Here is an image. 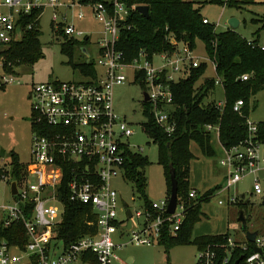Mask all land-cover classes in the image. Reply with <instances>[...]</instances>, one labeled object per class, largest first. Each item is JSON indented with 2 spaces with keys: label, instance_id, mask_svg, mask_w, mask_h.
<instances>
[{
  "label": "built area",
  "instance_id": "built-area-1",
  "mask_svg": "<svg viewBox=\"0 0 264 264\" xmlns=\"http://www.w3.org/2000/svg\"><path fill=\"white\" fill-rule=\"evenodd\" d=\"M74 7L87 11H79L77 20L91 17L100 25L97 59L85 56L84 62L92 64L93 72H77V81L44 82L31 85L28 90L31 146L24 174L18 180L12 175L6 177L8 171L0 158V188L6 192L5 203L0 205V228L20 223L26 242L21 247L0 239V264L84 263L82 257L88 255L95 264L122 263L117 250L128 243H157L165 226L170 234H176L184 220V208L178 202L174 214L167 213L168 199L158 203L150 201V209L143 203L142 212L133 213L112 187V178L121 176L127 180L125 167L130 155L142 156L141 148L135 153L128 143L133 135L130 126L114 112L112 89L128 82L127 73H130L132 81L143 85L142 93L148 96L143 102L149 104L155 123L170 136L175 129L170 84L184 79L191 68L201 63L191 50L182 47L178 53L158 54L160 60L156 66L153 65L154 56L149 60L144 52L124 63L116 43L129 9L118 0L107 4L79 0L76 4L60 0H0V65L1 54L20 41L27 31L37 29L40 32L42 14L47 9L52 11V30L54 26L64 42H76V48L83 47V42L90 39L89 33L66 24V15L63 23L56 24L57 12L70 11ZM203 23L209 22L204 18ZM77 38H81L82 43ZM260 49L264 50V46L260 45ZM7 75L0 73V87L14 81ZM241 80H247V76H242ZM216 84L219 85L217 80ZM214 104L222 109L224 100ZM242 107L243 101L237 100L233 111L240 113ZM245 126L246 137L237 146L229 149L220 146L224 156L219 165L227 171L225 189L246 176L252 178L250 193L256 196L264 211V142L257 138V123L250 122L247 117ZM204 130L218 139V126L208 124ZM12 182L16 183L15 195L11 194ZM198 197L195 190L189 191L188 199ZM235 199L228 198V203L235 204ZM63 200L90 208L95 221L88 224L94 225V234L83 235L67 245L62 243L59 231L64 214ZM219 204L223 203L219 201ZM117 210L123 211L126 219L143 217L137 229L126 233L127 243L119 242L124 232L123 221L117 220ZM250 232H255L254 241L249 243L244 236V244L240 245L245 252L244 264H264V224L260 230ZM227 245L234 246L230 239ZM214 259L213 252H198V263L218 264Z\"/></svg>",
  "mask_w": 264,
  "mask_h": 264
},
{
  "label": "trees",
  "instance_id": "trees-1",
  "mask_svg": "<svg viewBox=\"0 0 264 264\" xmlns=\"http://www.w3.org/2000/svg\"><path fill=\"white\" fill-rule=\"evenodd\" d=\"M80 2H104L111 0H79ZM129 9V15L123 23L119 33L116 48L122 53L124 63H129L144 52L149 60L158 54L178 53L182 47L189 50L195 48V41L200 40L204 46L207 58L212 61L215 75L224 95V107L218 109L214 102L206 105L203 100L215 88V79L206 78L199 87L195 84L202 77L206 69L205 63L191 68L184 79L170 84L172 92V119L175 122L173 133L168 136L155 123L148 103H144V116L146 122L143 130L149 139L158 147V164L163 168L166 182L167 198L170 195L169 168L172 167L177 181V202L184 208V220L177 234L171 236L166 226L162 229L158 244L168 252L176 246L192 245L201 251H210L215 255V263L222 264L229 260L233 264L239 257L244 264L245 252L240 245L233 247L227 245L226 235L199 236L192 238L191 232L202 216L201 204L210 200L215 190H210L196 200L188 199L190 163L193 155L190 144L195 143L202 156L211 158L215 151L211 145V135L204 130L205 125H216L219 128L218 141L221 147L229 149L237 146L246 137L245 119L250 111V99L264 90V50L260 49L259 33L264 30V14L259 18H252L249 23L256 26V37L247 40L236 30L229 28L216 32L215 25L204 24L201 6L185 0H118ZM208 4L239 10L238 4L251 6H264V3H254L245 0H206ZM147 6L149 17L144 18L135 7ZM245 21H243L244 23ZM40 32L37 29L27 31L18 43L12 44L2 53L4 69L8 74L12 68L23 65H34L43 58L40 42ZM251 42L252 45L248 43ZM87 43L86 40L83 44ZM78 43L67 41L61 46V52L71 62L72 48ZM74 71L89 74L93 72L91 63L72 65ZM14 74V73H13ZM247 80H241L242 76ZM138 80V79H136ZM137 82V81H135ZM237 100L243 101L240 113L233 111V104ZM256 108L254 103L252 109ZM257 138L264 142V122L257 123ZM125 167V176L130 181L144 206L150 209L151 202L146 197L145 177L143 168L149 164L146 157L130 155ZM11 175L18 180L25 172V165L20 163L18 157L12 154ZM237 202L234 204L236 205ZM64 214L59 231V239L67 245L83 235L95 233L94 225L88 223L95 221V214L85 205L63 200ZM247 204L243 201L238 204L239 209L246 210ZM6 239L11 245L24 246L26 238L24 228L20 223L12 224L7 229L0 228V239ZM84 263L95 264L88 255L82 257Z\"/></svg>",
  "mask_w": 264,
  "mask_h": 264
},
{
  "label": "rangeland",
  "instance_id": "rangeland-1",
  "mask_svg": "<svg viewBox=\"0 0 264 264\" xmlns=\"http://www.w3.org/2000/svg\"><path fill=\"white\" fill-rule=\"evenodd\" d=\"M62 3H74L76 0H60ZM196 6H201L202 16L211 24L215 25L216 32H222L228 28L227 21L230 18H237L240 22L236 31L246 39H254L256 26L249 23L252 18H259L264 14V9L258 6L238 4L239 10L234 8L222 7L206 3V0H192ZM225 1V0H221ZM79 11L87 12L85 8L74 7L70 11L61 10L57 12L58 18L56 24L64 22L66 15V24H73L90 34V39L83 47L72 48V60L68 63V56L61 52V46L64 43L63 38L56 28L50 26V17L52 11L47 9L42 14L40 21V49L43 55L34 65H23L14 67L8 74L4 69V59L0 65V73H6L13 78V82L0 87V150L4 151L2 164L6 168L5 176H11L12 154L18 157L20 163L26 165L30 158L31 130L29 122V101L28 90L31 85L52 82L55 80L77 81L79 75L74 71L72 65H79L86 61L85 55L81 52L85 49L91 60L97 59V41L99 38L100 25L91 17L83 20H77L76 15ZM243 21H245L243 23ZM82 43L81 38H77ZM260 45H264V30L259 33ZM201 63L206 64V69L202 77L195 84L199 87L204 79L217 77L214 72L212 61H210L204 51V46L200 40L195 41V48L191 50ZM2 56V54H1ZM158 55L153 58V65L159 63ZM14 73V74H13ZM84 74V73H82ZM128 82L123 85H115L112 89V102L114 112L128 123L133 135L128 138V143L132 146V151L139 152L146 157L149 164L143 168L145 177L146 197L152 202L166 201V182L163 175V168L158 164V147L153 143L143 130L146 118L143 114L144 104L142 99L143 85L140 82L132 81V76L127 73ZM224 95L222 87L218 84L204 98L203 104L210 102L223 101ZM256 108L252 109L253 104ZM248 120L252 123L264 122V90L257 93L250 99V111ZM211 145L215 151V156L206 158L201 155L198 146L195 143L190 144V152L194 156L190 163L189 187L195 190L199 197L210 190H215L209 201L201 204V212L204 214L201 220L196 223L192 229L191 237L226 235L234 244H244V235L240 230L237 221L238 204L250 199L246 206L247 230H260L264 224V211L259 206L258 199L250 193L252 178L246 176L235 185L226 187L225 168L219 165V160L224 156L215 135L210 138ZM13 178V177H12ZM112 187L117 191L118 197L129 204L133 213L142 212L143 201L136 192L133 184L124 177L118 176L111 179ZM4 188H0V205H4L6 196ZM234 197L237 204L228 203V198ZM221 201L223 204H219ZM123 211L117 210V220L123 221V237L119 242L127 243L128 233L131 229H137L142 224L143 217H133L126 219ZM179 234H171V236ZM233 247V246H232ZM117 256L122 263L114 262L112 264H204L198 263L197 249L192 245L176 246L168 250L158 243L150 245H132L126 244L122 249L116 251ZM127 259H131L128 263ZM74 264H92L82 263L80 261Z\"/></svg>",
  "mask_w": 264,
  "mask_h": 264
},
{
  "label": "water",
  "instance_id": "water-1",
  "mask_svg": "<svg viewBox=\"0 0 264 264\" xmlns=\"http://www.w3.org/2000/svg\"><path fill=\"white\" fill-rule=\"evenodd\" d=\"M135 10L142 15L144 18L149 17L148 13V7L147 6H137L135 7ZM228 28L235 31L238 26H239V21L236 18H230L227 21ZM19 41L17 40V43ZM81 52L87 57V52L85 49H82ZM143 101L146 102L148 100V96L145 92L142 93ZM4 151L0 150V158L4 157ZM169 180H170V195L168 198V204H167V213L169 215L174 214L176 206H177V181L175 179V172L172 167L169 168ZM11 194L15 195L16 194V183L12 182L11 183ZM245 204L248 203V199L244 201ZM124 206H127V203L124 202ZM127 214L130 216V211L127 209ZM237 221L240 225V230L245 236V239L247 242L252 243L255 238V232H250L247 230V215H246V210L245 209H239L238 210V217ZM255 252H258V249H254ZM242 260V257H239L236 261H234L233 264H239L240 261ZM131 262V259L128 260V263Z\"/></svg>",
  "mask_w": 264,
  "mask_h": 264
},
{
  "label": "crops",
  "instance_id": "crops-1",
  "mask_svg": "<svg viewBox=\"0 0 264 264\" xmlns=\"http://www.w3.org/2000/svg\"><path fill=\"white\" fill-rule=\"evenodd\" d=\"M185 1H189V2H193L192 0H185ZM238 1H241V0H238ZM245 1H251V2H254V3H264V0H245ZM195 3V2H193ZM259 8H262L264 9V6H258ZM204 18V17H203ZM237 19V18H236ZM238 20V19H237ZM239 21V20H238ZM239 25H240V22H239ZM239 27V26H238ZM248 40V39H247ZM251 40V39H249ZM260 44V42H259ZM264 46V45H263ZM214 102V101H213ZM192 144V143H191ZM220 145V144H219ZM201 153V152H200ZM216 154V153H215ZM202 155V154H201ZM194 158V156H193ZM193 160V159H192ZM190 177V176H189ZM192 189V188H191ZM197 193V192H196ZM198 194V193H197ZM129 259H127V262H128Z\"/></svg>",
  "mask_w": 264,
  "mask_h": 264
}]
</instances>
